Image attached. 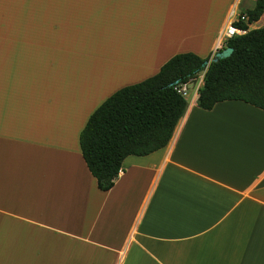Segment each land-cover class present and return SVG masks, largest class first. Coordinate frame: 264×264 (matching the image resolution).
Segmentation results:
<instances>
[{
	"label": "crops",
	"instance_id": "obj_1",
	"mask_svg": "<svg viewBox=\"0 0 264 264\" xmlns=\"http://www.w3.org/2000/svg\"><path fill=\"white\" fill-rule=\"evenodd\" d=\"M257 1L0 0V264H264L263 111L199 109L204 76L170 144L109 192L80 146L114 94L213 58Z\"/></svg>",
	"mask_w": 264,
	"mask_h": 264
},
{
	"label": "trees",
	"instance_id": "obj_2",
	"mask_svg": "<svg viewBox=\"0 0 264 264\" xmlns=\"http://www.w3.org/2000/svg\"><path fill=\"white\" fill-rule=\"evenodd\" d=\"M264 15V0L235 27L246 34L227 42L234 53L206 64L193 53L169 60L156 76L124 88L90 118L80 137L83 158L102 192H109L129 157H147L165 149L185 115L188 102L180 89L205 73L197 106L212 111L218 104L238 101L264 112V28L248 25Z\"/></svg>",
	"mask_w": 264,
	"mask_h": 264
},
{
	"label": "built area",
	"instance_id": "obj_3",
	"mask_svg": "<svg viewBox=\"0 0 264 264\" xmlns=\"http://www.w3.org/2000/svg\"><path fill=\"white\" fill-rule=\"evenodd\" d=\"M242 20H243V21H246V17H242ZM243 33H244V32L241 31V30H239V29H237V28L235 27V25H231V26H229V27L223 32V39H222L221 42L218 44V47H217V49H216L215 54L218 53V52H220V51H222V50H224L225 48H227V42H228L229 40L233 39V38L236 37V36H241V35H243ZM214 56H215V55H214ZM214 56H213V57H214ZM204 76H205V74H204ZM204 76H203V77H204ZM180 93H181L184 97L188 96L186 90L184 91L183 87L180 89Z\"/></svg>",
	"mask_w": 264,
	"mask_h": 264
},
{
	"label": "water",
	"instance_id": "obj_4",
	"mask_svg": "<svg viewBox=\"0 0 264 264\" xmlns=\"http://www.w3.org/2000/svg\"><path fill=\"white\" fill-rule=\"evenodd\" d=\"M234 53L233 48H225L224 50L218 52L215 54V56L206 64V67L208 68L211 63H217L220 60L228 59L232 56Z\"/></svg>",
	"mask_w": 264,
	"mask_h": 264
},
{
	"label": "rangeland",
	"instance_id": "obj_5",
	"mask_svg": "<svg viewBox=\"0 0 264 264\" xmlns=\"http://www.w3.org/2000/svg\"><path fill=\"white\" fill-rule=\"evenodd\" d=\"M204 74H205V73H203V74L199 77L198 80L192 82V85H193L192 88H193L194 90H193V89H190V93H188V96L185 97L186 100H187V102H192V99H193V96H194V94H195V91L200 87V81H201V79L203 78Z\"/></svg>",
	"mask_w": 264,
	"mask_h": 264
}]
</instances>
